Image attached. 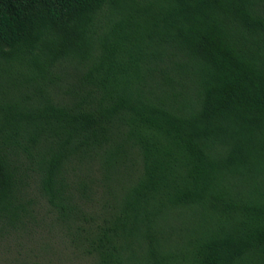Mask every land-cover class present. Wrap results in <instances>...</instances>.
<instances>
[{"label":"trees","instance_id":"trees-1","mask_svg":"<svg viewBox=\"0 0 264 264\" xmlns=\"http://www.w3.org/2000/svg\"><path fill=\"white\" fill-rule=\"evenodd\" d=\"M0 264H264V0H0Z\"/></svg>","mask_w":264,"mask_h":264}]
</instances>
